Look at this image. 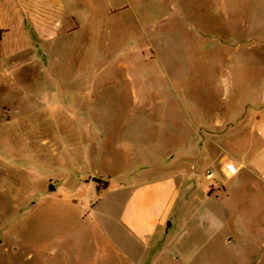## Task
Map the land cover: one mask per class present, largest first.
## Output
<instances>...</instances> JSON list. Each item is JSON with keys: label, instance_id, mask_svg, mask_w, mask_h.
Returning <instances> with one entry per match:
<instances>
[{"label": "rangeland", "instance_id": "obj_1", "mask_svg": "<svg viewBox=\"0 0 264 264\" xmlns=\"http://www.w3.org/2000/svg\"><path fill=\"white\" fill-rule=\"evenodd\" d=\"M45 4L49 30L40 16L31 49H0V264L13 250L16 264H38L40 250L58 264H264V241L250 239L258 225L236 220L264 217L250 189L218 201L197 190L184 204L179 194L180 218L152 238L149 261L103 225L130 195L123 183L162 181L148 165L181 141V99L264 105V0Z\"/></svg>", "mask_w": 264, "mask_h": 264}, {"label": "crops", "instance_id": "obj_2", "mask_svg": "<svg viewBox=\"0 0 264 264\" xmlns=\"http://www.w3.org/2000/svg\"><path fill=\"white\" fill-rule=\"evenodd\" d=\"M45 3L46 0H0V49L6 57L31 49L30 30L40 16L43 33L49 30L43 29V24L48 25ZM233 104L222 109L214 105L200 108L181 99L172 117L180 123L181 141L168 147L157 161L148 165L160 171L162 181L148 179L129 190L121 183L120 191L130 195L116 214L115 207L111 206V216L109 214L103 222L105 230L121 232L133 251L136 246L144 251L148 249L145 258L149 261L152 238L164 234L174 214L180 218L178 211L171 215L179 194L184 204L197 190L201 201H218L230 199L233 191L250 189L264 200V105L248 112L246 98L240 97ZM165 119L163 115L160 117L161 122ZM164 130L167 132L171 127L165 125ZM143 151V157H152ZM161 191H168L170 195L165 196ZM95 205L90 204V209ZM236 220H239L237 224L247 226L257 224V229H250V239L264 241V217L244 216ZM234 235L228 232L223 240L231 243ZM14 255H17L16 250L9 253L12 264L15 263ZM55 255V252L40 250L36 254L38 264H58L52 259ZM133 255L135 257L136 253L127 252L126 258H133ZM27 257L32 259L34 255Z\"/></svg>", "mask_w": 264, "mask_h": 264}, {"label": "water", "instance_id": "obj_3", "mask_svg": "<svg viewBox=\"0 0 264 264\" xmlns=\"http://www.w3.org/2000/svg\"><path fill=\"white\" fill-rule=\"evenodd\" d=\"M49 187H48V190L49 191H54L55 190V187L50 183L49 185H48ZM1 242V241H0Z\"/></svg>", "mask_w": 264, "mask_h": 264}, {"label": "snow or ice", "instance_id": "obj_4", "mask_svg": "<svg viewBox=\"0 0 264 264\" xmlns=\"http://www.w3.org/2000/svg\"><path fill=\"white\" fill-rule=\"evenodd\" d=\"M229 167L231 168V165H229ZM233 171H235V169H232Z\"/></svg>", "mask_w": 264, "mask_h": 264}]
</instances>
